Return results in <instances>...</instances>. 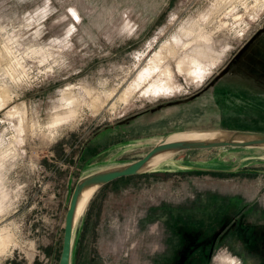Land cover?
<instances>
[{
  "label": "rangeland",
  "instance_id": "obj_1",
  "mask_svg": "<svg viewBox=\"0 0 264 264\" xmlns=\"http://www.w3.org/2000/svg\"><path fill=\"white\" fill-rule=\"evenodd\" d=\"M185 29L210 37L198 64ZM0 89V264H57L78 179L175 134L264 132V0H0ZM164 165L93 193L71 264H264V148Z\"/></svg>",
  "mask_w": 264,
  "mask_h": 264
},
{
  "label": "water",
  "instance_id": "obj_2",
  "mask_svg": "<svg viewBox=\"0 0 264 264\" xmlns=\"http://www.w3.org/2000/svg\"><path fill=\"white\" fill-rule=\"evenodd\" d=\"M217 132V131H215ZM222 138L210 140H183L178 142H165L159 140L141 158L128 164L106 168L88 174L76 181L68 199L63 218L62 239L57 264H71V247L73 238V219L76 203L84 188L94 186L95 191L117 179L134 177L143 174L144 164L154 155L171 151L209 150V149H261L264 148V132L219 130Z\"/></svg>",
  "mask_w": 264,
  "mask_h": 264
},
{
  "label": "bare ground",
  "instance_id": "obj_3",
  "mask_svg": "<svg viewBox=\"0 0 264 264\" xmlns=\"http://www.w3.org/2000/svg\"><path fill=\"white\" fill-rule=\"evenodd\" d=\"M194 36V31L192 29H188L183 32L182 38L183 37H193ZM181 38V40H182ZM187 39V38H186ZM191 41L189 43H184V44H180V51L182 52V54L184 55H188V54H192L194 55V59L193 62H196V64H198L199 62L203 61L202 59H204V57L208 55L211 48V41H210V37L208 36H202L199 38L193 37L190 39ZM179 41V40H178ZM177 41V42H178ZM176 42V40L174 41ZM182 42V41H181ZM179 46V45H178ZM174 47V43L173 46H167L164 49L160 50L157 54V60L163 62L164 59L168 58V57H175L176 55V50L173 49ZM214 51V50H213ZM204 55V57H203ZM191 56V55H190ZM187 57V56H185ZM156 58V57H155ZM186 61V58H184ZM201 60V61H200ZM165 62V61H164ZM163 62V63H164ZM161 65L160 70L164 69V65ZM203 63V62H202ZM182 66V64L180 65ZM186 66V65H185ZM196 66V65H194ZM199 66V65H198ZM193 67V66H192ZM191 67V68H192ZM146 68V67H145ZM205 68V67H204ZM196 70V69H195ZM24 71V70H23ZM193 71V70H191ZM197 71V70H196ZM148 74L149 73V69H144L142 74ZM151 79H147L145 76L142 79V83L136 84L137 88H145L146 92L148 93L149 91H157L160 88H163V86H158L156 88H154V84L152 83ZM164 90V88H163ZM144 91V90H143ZM160 91V90H159ZM1 92V89H0ZM152 93V92H150ZM224 135L223 133L220 132H192V133H182V134H175L170 136L167 140H164L165 142H178V141H183V140H190V141H196V140H210V139H214V138H222ZM255 150V149H253ZM176 153H173L171 151H167V152H162L159 154L154 155L153 157H151L143 166V170L144 171H148L149 169H155L159 166H167L168 165H164V163L171 157H173ZM95 188L94 186H90L87 188H84L77 200L76 203V208H75V213H74V219H73V235L75 232V226L77 223V220L83 215L88 202L90 201L93 193L95 192Z\"/></svg>",
  "mask_w": 264,
  "mask_h": 264
},
{
  "label": "trees",
  "instance_id": "obj_4",
  "mask_svg": "<svg viewBox=\"0 0 264 264\" xmlns=\"http://www.w3.org/2000/svg\"><path fill=\"white\" fill-rule=\"evenodd\" d=\"M140 176V175H139ZM126 178H128V177H126ZM122 179V178H121Z\"/></svg>",
  "mask_w": 264,
  "mask_h": 264
}]
</instances>
